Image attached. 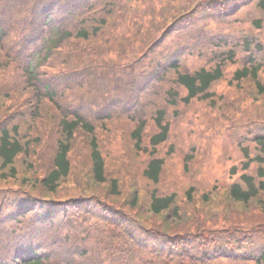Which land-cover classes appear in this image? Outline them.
Here are the masks:
<instances>
[{
  "label": "trees",
  "instance_id": "obj_1",
  "mask_svg": "<svg viewBox=\"0 0 264 264\" xmlns=\"http://www.w3.org/2000/svg\"><path fill=\"white\" fill-rule=\"evenodd\" d=\"M251 6L249 31L239 34L243 60L227 41L228 50L197 48L216 59L184 66L186 47L170 41L175 34L188 39L185 29L201 33L211 23L236 30L225 18ZM121 55L130 58L108 61ZM104 64L132 69L134 78L108 81ZM163 81L171 106L230 100L223 119L226 106L245 118L242 160L228 185L159 193L166 165L159 148L171 122L160 104L151 114L149 97ZM222 81L228 100L215 89ZM125 120L134 124L136 149L150 157L142 172L148 185L109 173L100 136L111 139ZM80 140L89 150L74 155ZM124 221L158 240L137 239L136 228L122 233ZM256 235L264 238V0H0V264H264V244L248 256L234 252Z\"/></svg>",
  "mask_w": 264,
  "mask_h": 264
},
{
  "label": "rangeland",
  "instance_id": "obj_2",
  "mask_svg": "<svg viewBox=\"0 0 264 264\" xmlns=\"http://www.w3.org/2000/svg\"><path fill=\"white\" fill-rule=\"evenodd\" d=\"M223 9L224 8H216L212 11L221 15ZM253 10L251 6L246 11L244 9V12L239 16L225 18L227 21L233 23L234 26H237L236 30L226 25H221L219 29L215 30L216 23H211L210 27L212 29L201 30V33H197L192 29H185L184 31L190 33L188 39H181L180 32L175 34L170 41L174 38H178L179 43L186 47V49L183 50L185 54L183 60L184 66L186 65L189 69H194L206 63L209 59H216L212 54L205 59L201 58L198 55L197 48L205 44L209 46L210 49L216 48V45H218V47L225 46L226 50H228L227 41H230L232 44L237 43L236 51L238 59L239 61L243 60L245 51L241 45L239 34L249 31L248 22L251 20L250 16H252L251 13ZM235 19L239 21H235ZM239 22L241 23L239 24ZM228 36H230V38H228ZM124 58L130 57L121 55L120 58H116L112 56L108 61L115 62L112 63V66L115 64L119 65ZM119 67L113 68L104 64L102 69H105L107 75L110 76L107 77L108 81H112L113 83L117 81L114 74H120L122 79L125 78V82L134 78L131 77L132 69H125L122 71ZM234 68L235 66L227 68L228 76H230ZM142 73L143 70L141 71V74ZM141 74L135 77V79L139 81L137 83L140 85L143 84L145 79V76ZM225 84V82H218L215 89L219 94L226 92L228 95L226 100H228L232 93L229 92ZM165 88L164 81L158 83L152 90L153 94L149 97V102H152L151 114L155 112L152 108L160 104L161 107L167 109V119L171 122L169 141L164 144L163 147L159 148V154L166 159L162 179L158 184L159 193L166 194L176 191L178 196L181 197L185 189L190 185H196L201 190L208 189L214 184L228 185L231 181L229 176L231 167L235 164H239L242 160L240 149L237 146V140L239 134L247 129L246 127L243 131L241 129L246 122L245 118L229 114V110L226 106L228 116L226 120L223 119L221 115L224 109L223 104L230 100L226 102L219 101L215 106H211L210 103L205 101H193L188 105L179 104L178 106H171L165 100ZM177 110L178 113H175ZM150 122L147 134L143 140V146L147 147L148 150H151L148 145L149 138L156 131L154 122L152 120H150ZM115 127L116 129L111 134V139L103 135L100 136L101 147L105 154L107 164L110 166V172H108L114 175L120 173L122 176H126L128 182H132L131 184L142 182L143 185H148L142 172L150 157L146 150H141L139 152L135 147V143L131 138L134 124L129 120H125L120 124H116ZM88 150L89 145L86 140H80L74 155L86 154ZM43 152H50V150L44 148ZM109 204L112 205L113 209H116L113 207L112 200L109 201ZM143 209L145 210L146 207L144 206ZM116 210L118 211V209ZM142 215L143 218H148L147 213ZM122 218L124 219V217ZM73 220L78 221L79 218L77 217ZM131 222L132 221H128L126 223L124 221L125 228L119 230L126 234L128 233L126 230L127 227L129 229L132 228L131 232L136 228L134 229V234L137 239L146 240L148 237H151L158 240L155 235L148 234L146 231L139 230V228L130 225ZM153 223L154 225H159L158 219L155 218ZM70 225H72V220H70ZM205 225L209 226V223L206 222ZM95 227L96 224L92 225L91 228ZM67 228L70 230L69 233L71 236L76 235L77 231L74 226H67ZM115 233V236L122 237L120 233ZM23 235L24 234H18V236ZM96 236H98V232L94 235L93 243L99 244V239ZM248 240L249 242L245 244H237L234 247V252H237L240 256H248L258 252L262 244H264V238L261 235L252 236ZM128 264L133 263L130 261Z\"/></svg>",
  "mask_w": 264,
  "mask_h": 264
}]
</instances>
